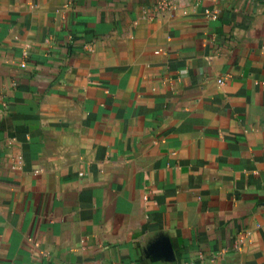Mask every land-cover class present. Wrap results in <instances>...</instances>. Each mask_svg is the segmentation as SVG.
Masks as SVG:
<instances>
[{"label":"crops","instance_id":"1","mask_svg":"<svg viewBox=\"0 0 264 264\" xmlns=\"http://www.w3.org/2000/svg\"><path fill=\"white\" fill-rule=\"evenodd\" d=\"M0 264H264V0H0Z\"/></svg>","mask_w":264,"mask_h":264}]
</instances>
